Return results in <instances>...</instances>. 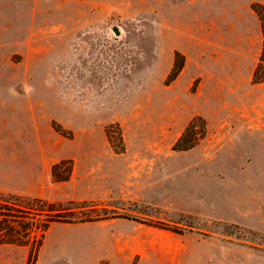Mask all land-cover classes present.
Masks as SVG:
<instances>
[{
    "label": "rangeland",
    "instance_id": "1",
    "mask_svg": "<svg viewBox=\"0 0 264 264\" xmlns=\"http://www.w3.org/2000/svg\"><path fill=\"white\" fill-rule=\"evenodd\" d=\"M252 5L0 0V264H264ZM31 199L72 220L37 249Z\"/></svg>",
    "mask_w": 264,
    "mask_h": 264
},
{
    "label": "trees",
    "instance_id": "2",
    "mask_svg": "<svg viewBox=\"0 0 264 264\" xmlns=\"http://www.w3.org/2000/svg\"><path fill=\"white\" fill-rule=\"evenodd\" d=\"M251 10L256 14L261 34H262V47L261 52L258 58V63L252 73V79L255 83L264 81V9L261 6L252 5ZM203 124H201L199 127L202 129ZM194 125L192 122H190L183 130L179 138L174 142V144L171 147L172 151H186L193 147L197 139L194 137ZM200 131V130H199ZM202 131V130H201ZM200 131V133H201ZM203 132V131H202ZM56 207L60 206H54L53 204H48L42 200L39 199H31L29 200V204L27 207L24 208V212L31 213L33 215H39L41 213H45L46 219L42 223H37V225L29 226L26 231V237L28 241L36 242L35 249H37L40 245V241L42 239L43 233L47 229L48 225L55 222V221H62L64 223L72 221L71 218H65V216H61V219H57L58 216L61 213H57L58 211L65 210V209H55ZM21 206L11 203V206L9 209L12 211V217L13 219H17V214L21 213L20 211ZM46 209V210H45ZM23 212V211H22ZM70 212H65L64 214H69ZM80 220V219H77ZM17 220H13L11 223L16 224ZM85 220H83L84 222ZM0 223H6L0 221ZM8 223V222H7ZM4 231V233L7 235V239L4 238V241L6 243L15 244L18 243V240L16 237V226H10L6 225L5 228H2V225L0 224V232ZM3 241V240H2Z\"/></svg>",
    "mask_w": 264,
    "mask_h": 264
},
{
    "label": "water",
    "instance_id": "3",
    "mask_svg": "<svg viewBox=\"0 0 264 264\" xmlns=\"http://www.w3.org/2000/svg\"><path fill=\"white\" fill-rule=\"evenodd\" d=\"M113 32H114L115 34L117 33L115 29H113Z\"/></svg>",
    "mask_w": 264,
    "mask_h": 264
}]
</instances>
